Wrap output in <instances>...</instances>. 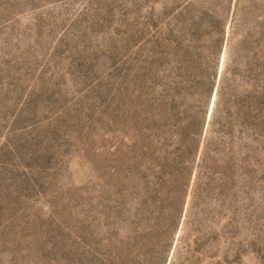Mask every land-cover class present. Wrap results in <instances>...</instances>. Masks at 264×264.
<instances>
[{"label":"rangeland","instance_id":"obj_1","mask_svg":"<svg viewBox=\"0 0 264 264\" xmlns=\"http://www.w3.org/2000/svg\"><path fill=\"white\" fill-rule=\"evenodd\" d=\"M0 264H264V0H0Z\"/></svg>","mask_w":264,"mask_h":264}]
</instances>
